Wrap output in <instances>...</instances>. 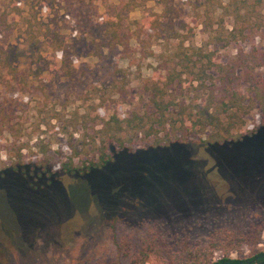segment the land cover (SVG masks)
<instances>
[{"label":"rangeland","instance_id":"obj_1","mask_svg":"<svg viewBox=\"0 0 264 264\" xmlns=\"http://www.w3.org/2000/svg\"><path fill=\"white\" fill-rule=\"evenodd\" d=\"M24 2L0 0L7 12L16 13L15 5L22 4L18 10L21 14L10 17L15 30L0 40L4 46L21 42L24 18H32L24 11ZM172 3L185 12L191 28L184 45L192 43L214 50L216 59L222 62L239 46L245 47L242 42L226 43L233 17L223 15L220 19V11L206 9L207 0ZM48 4L51 7L44 23L60 32L59 38L65 41L76 66L90 67L95 59L85 41L92 35L99 15L106 13L128 26L136 25L149 11L161 10L160 0H146L139 7H133L130 0H48ZM39 36L48 59L42 78L35 79L27 69L21 77L3 74L5 80L0 79V102L10 94L16 95L13 100L17 99L21 138L32 147L23 149L21 163L14 162L15 151L9 147L19 143L12 142L7 133L0 136V264H131V259L142 257H147L144 264H190L199 257H246L264 250V140L254 150L248 145L236 151L246 150L249 155L263 151L260 167H252L253 172L246 167L243 172L230 174L234 168L231 160L223 161L221 151H214L232 138L208 145L201 141L205 134L184 137L179 131L169 142L161 133L157 140L113 149L105 167L80 177L64 173L48 181L45 176L35 175L37 180L32 175L24 176L23 165L33 156V145L39 139L44 143L53 139L50 156H56L59 150L69 151L58 143L64 137L57 134V127L68 124L73 112L78 116L76 127L86 124L91 132L90 118L95 114L107 116L115 108L112 105L95 111L91 100L68 94L65 80L59 77V56L46 37ZM254 42H259L258 37ZM178 45L179 40H157L145 46L131 41L129 55L118 60L119 76H124L127 89L117 107L121 115L150 109L146 86L150 82L162 86V79L176 62ZM179 68L177 65L176 70ZM177 81L175 78L165 98L182 104V83L175 84ZM53 109L60 110L61 120L51 117ZM86 111L87 121L81 123ZM45 120L49 126L43 123ZM260 122L259 111L253 109L245 127ZM79 132H73L74 140L81 139ZM183 162L187 164L184 175ZM174 168L178 172L169 175Z\"/></svg>","mask_w":264,"mask_h":264},{"label":"trees","instance_id":"obj_2","mask_svg":"<svg viewBox=\"0 0 264 264\" xmlns=\"http://www.w3.org/2000/svg\"><path fill=\"white\" fill-rule=\"evenodd\" d=\"M130 1L133 7H139L146 0ZM160 3V12L149 11L135 22L136 25L127 26L106 13L99 15L92 35L85 41L95 59L90 67L86 64L76 66L77 62L70 60L71 51L65 41L59 38L60 32L51 30L44 23V16L49 15L51 7L48 0H25L24 11L31 14L32 18H24L26 28L20 33L21 42L5 46L0 42V79L5 80L3 74L9 78L17 75L21 77V73L27 69H31L35 79L42 78L47 71L45 65L48 59L43 54L45 47L41 48V44H44L39 38L41 35L46 37L48 45L59 56V77L65 80L68 94L80 100H91L90 106L95 111L108 109L112 105L115 108L107 116L95 114L90 118L91 132L86 130V124L76 127L78 116L73 112L68 124L65 122L60 128L57 127V134L64 137L58 143L69 151L59 150L56 156H50L48 151L53 139L49 138L48 143L39 139L33 145V156L23 165L21 173L24 176L32 175L35 179L45 176L49 178L48 181L59 179L64 173L80 177L105 167L111 161L113 149L119 150L151 138L157 140L161 133L163 140L169 142L171 136H177L179 131L184 137L205 134L201 141L208 145H217L219 141L232 138L214 148V151H221L219 153L223 161L229 159L233 163L230 174L243 172L246 167L253 172L252 167L259 166L263 151L252 155L246 150L236 151L248 145L254 150L264 140V71L260 70L264 69V0H227L225 3L222 0H207L206 9L220 11V19L223 15L233 17V25L225 36L226 43L246 44L245 47L239 46L225 62L216 59L214 50L192 43L184 45V42L189 41L191 30L185 12L172 0H160ZM20 5L16 4L15 7L19 10ZM6 8L0 3V40L9 37L15 30L11 15L21 14L18 10L16 13L7 12ZM33 27L37 29L38 35L33 32ZM256 37L259 42L255 44ZM132 40L142 46L157 40H179V45L174 54L176 62L162 79V86L155 82L146 86L150 109L121 115L117 107L121 105L120 97L126 95L127 89L124 76H119L121 68L118 67V60L129 55ZM177 65L180 67L178 70ZM175 78L178 80L175 84L182 83V104L165 98ZM15 96L10 94L0 102V136L7 133L13 138L12 142L19 143L9 149L15 151L14 162L21 163L23 149L30 150L32 147L21 138V125L16 116L17 99L13 100ZM186 97H189L187 102ZM253 109L259 111L261 122L258 126L245 127L246 117ZM53 111L51 117L61 120L60 110ZM87 118L86 111L81 123H85ZM43 123L50 125L46 120ZM75 131H80L81 139L74 140L72 135ZM186 165L182 163V175ZM12 167L15 168V164ZM176 172L174 168L168 174ZM57 192L62 198L65 196L64 192L62 195L61 191ZM146 258H133L130 263L144 264ZM190 264H264V250L246 257H230L228 254L216 259L199 257Z\"/></svg>","mask_w":264,"mask_h":264}]
</instances>
